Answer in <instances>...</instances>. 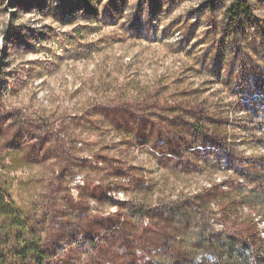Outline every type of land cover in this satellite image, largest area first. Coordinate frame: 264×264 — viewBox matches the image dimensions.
Returning a JSON list of instances; mask_svg holds the SVG:
<instances>
[{
    "label": "rangeland",
    "instance_id": "1",
    "mask_svg": "<svg viewBox=\"0 0 264 264\" xmlns=\"http://www.w3.org/2000/svg\"><path fill=\"white\" fill-rule=\"evenodd\" d=\"M233 1L0 0V189L58 241L35 264H219L225 238L221 261L240 264L251 223L264 238L236 168L264 156V0H246L249 19Z\"/></svg>",
    "mask_w": 264,
    "mask_h": 264
},
{
    "label": "trees",
    "instance_id": "2",
    "mask_svg": "<svg viewBox=\"0 0 264 264\" xmlns=\"http://www.w3.org/2000/svg\"><path fill=\"white\" fill-rule=\"evenodd\" d=\"M229 14L232 17L240 18H252V11L249 3L246 0H234L230 9L228 10ZM257 75L261 78L262 82H264V78L261 74L257 72ZM181 105V104H180ZM179 105L178 109H181ZM123 109L124 111L128 112L129 114H133V105L128 104H116L111 106L110 109ZM119 109V110H120ZM173 121V120H172ZM165 131V141L172 143L175 148L178 149L179 145L182 144V137L178 134ZM207 136H209V132H205ZM264 137V131H263ZM164 139V138H163ZM264 139V138H263ZM218 146L219 148H224L225 151L218 152L220 160L224 157L226 158L227 155L230 156V159L236 160L235 154L231 153L227 150V140L222 135H218ZM173 150V149H172ZM227 154V155H226ZM177 156V155H176ZM231 160V161H232ZM226 162V161H225ZM228 163V162H227ZM237 170L240 171L244 176L251 178L255 183V186L252 189V193L249 194L252 198H257L258 200L264 201V156L261 159H249L248 161L244 159H238L237 161ZM240 187V186H239ZM98 188H91L92 190V197H102L105 193L112 192L111 188L104 187L103 191L100 193H95L93 190ZM264 204V203H263ZM73 206L79 208V203H73ZM156 207V206H155ZM169 208L172 210H177L175 205H168ZM149 207L140 204L138 207L132 209L134 213L138 214L140 217H143L148 214V212H153L156 208ZM24 217L18 214V208L16 207L13 200L9 199L5 192L0 189V264H10L12 263V258H19L22 260L23 264H35V257L39 258L40 253L45 255H51L55 252V245H57L58 241H47L43 240L41 237H38L42 229H36L35 227L29 226V222L27 219H23ZM120 221V218L109 217L106 218L104 223L106 226H111L114 223ZM250 230V238L253 239V243L251 248L254 250L255 243L260 242L264 238L258 233V229H255L254 223H251L248 227ZM248 230V231H249ZM253 232V233H252ZM244 232L236 231L231 236L236 238L237 240H243L242 235ZM246 233V231H245ZM230 236V237H231ZM232 238V237H231ZM220 243L218 246V263L224 264V261H221L223 257L232 258L234 256L235 251L237 250V244L235 241H231V239H227ZM56 240V239H53ZM204 240V239H203ZM208 239H206L205 244L208 243ZM22 243V244H21ZM210 247V243L207 244ZM243 248L242 246H240ZM238 247V249L240 248ZM252 250V251H253ZM248 255L245 251H239L240 255V264H251L252 261V254L255 253L254 251ZM104 254H108V250L103 252ZM197 253L195 256H197ZM247 254V255H246ZM251 257V258H250ZM191 261H193L191 259ZM21 262V261H20ZM190 262V261H189ZM188 262V263H189ZM19 264V263H17Z\"/></svg>",
    "mask_w": 264,
    "mask_h": 264
}]
</instances>
